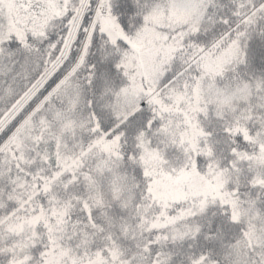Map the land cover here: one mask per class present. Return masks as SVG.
<instances>
[{"label": "snow or ice", "instance_id": "6c2138e0", "mask_svg": "<svg viewBox=\"0 0 264 264\" xmlns=\"http://www.w3.org/2000/svg\"><path fill=\"white\" fill-rule=\"evenodd\" d=\"M0 264H264V0H0Z\"/></svg>", "mask_w": 264, "mask_h": 264}]
</instances>
